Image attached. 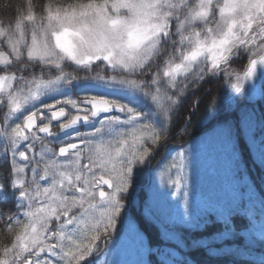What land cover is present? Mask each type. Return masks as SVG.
Wrapping results in <instances>:
<instances>
[{
	"label": "snow or ice",
	"instance_id": "snow-or-ice-1",
	"mask_svg": "<svg viewBox=\"0 0 264 264\" xmlns=\"http://www.w3.org/2000/svg\"><path fill=\"white\" fill-rule=\"evenodd\" d=\"M240 60L242 73L231 68ZM99 64L111 74L91 75ZM258 70L264 78V0L0 5V231L7 240L0 264H148L144 254H158L159 245L147 229L133 233L137 259L117 258L138 179L190 96L189 115L204 95L206 116L219 115V94L204 88L216 81L238 102L218 134L231 175L199 211L189 203L184 153H177L179 163L161 160V182L182 197L184 209L170 216L169 193L156 189L161 210L149 209L146 224L158 223L164 233L184 225L201 235L215 227L235 241L258 216L264 244V177L259 188L255 180H235L248 169L240 149L245 127L260 145L252 163L264 172V112L241 111L255 91L245 85ZM182 264L197 262L189 256Z\"/></svg>",
	"mask_w": 264,
	"mask_h": 264
},
{
	"label": "trees",
	"instance_id": "trees-1",
	"mask_svg": "<svg viewBox=\"0 0 264 264\" xmlns=\"http://www.w3.org/2000/svg\"><path fill=\"white\" fill-rule=\"evenodd\" d=\"M5 2H7V0H0V5ZM12 2L16 4L23 2V0H12ZM40 2L41 0H33L34 4H39ZM44 2H46V0H44ZM72 2L73 0H54V3L57 4H67ZM245 64L246 60L235 61L232 63L231 68L238 72H242ZM221 83L222 81H216L211 85L204 86L205 89L210 87L213 95H216L217 93L219 94L217 96V101L221 110L218 116L215 118L206 116L205 104L208 102V97L207 95H204L202 97L200 107L194 115H189L187 111V107L191 103L192 99L190 96L173 117L174 123L171 128V133L173 134L177 132L181 126L185 125L186 120L190 121V123L186 126V130L185 128L181 130L173 139V141L175 140L178 145H183L195 137L202 135L215 125H221V122L224 119H234L232 113L233 110L236 109L238 102L229 94L231 92L229 86L225 85V87L221 88ZM262 88V94H264V83ZM203 91L204 89L201 90V92ZM200 94L201 93H197V95ZM229 98H231V100ZM244 108H247L248 110L255 109L257 114H260L264 112V99L260 97L251 101L250 104L244 105L241 108V111H243ZM257 135L259 134L257 133ZM250 136L252 135L249 133L247 127H245L240 149L244 152V157L248 162V169L245 174L248 176L249 182L252 183V181L255 180L256 187L259 188L262 183L261 177H264V172L252 163V161L255 160V156L253 154L249 138ZM253 191H255V189ZM168 198H170V196H168ZM137 220L140 222L141 229L143 231L147 229L149 238L152 240L153 244H156L158 241L159 243L162 242V238L160 239L161 234L159 233V236L157 232V229H159L157 225L155 227L149 226L146 224V220L143 219L142 215H139ZM237 223L243 226L240 220H237ZM261 227L260 218L257 216V219L253 222V224L249 226L247 230L240 231L239 238L233 241L230 237L217 234L218 229L215 227L201 235V233L196 230L189 233L186 231V226L184 225H174L171 228L173 238L178 235L180 237V241L167 242L164 240L163 242L177 247L182 251L185 249V256H191L197 264H232L233 260L236 261V264H261V261L264 260V244H261L260 242ZM253 237L256 238L255 242H253ZM4 243H7V240L5 239L3 233H0V246H3ZM232 254H235V256ZM153 262L155 264H159L155 260H153Z\"/></svg>",
	"mask_w": 264,
	"mask_h": 264
},
{
	"label": "rangeland",
	"instance_id": "rangeland-1",
	"mask_svg": "<svg viewBox=\"0 0 264 264\" xmlns=\"http://www.w3.org/2000/svg\"><path fill=\"white\" fill-rule=\"evenodd\" d=\"M263 79L264 78L260 77L258 70L257 78L246 83V89L252 88L253 85H255V91L250 97H255L258 94V89L262 84ZM219 132L220 128H216L213 131L208 132L203 137L197 138L193 142L189 143L185 148L177 151L176 153L174 152V158L177 163H179L177 153H184V174L187 177L189 203L199 211H204L205 208H209L210 202L208 197L217 192L225 178L231 175V162L227 159L223 152L219 141ZM252 145L254 153L259 160V141L253 140ZM163 169L164 167H158L155 170L154 185L153 189L151 188L152 197L149 201L148 208H146L145 211L147 216L149 209H151L154 213H159L161 210L162 202L156 194V189H159L160 192H167L171 197H173L174 205L172 210H174V214H171L172 217H175L177 213L182 212L184 209L182 197L175 195L174 189L161 182L160 173ZM172 175H175L173 171ZM235 180L237 183L242 184L238 176ZM134 231V227H130L125 232L123 239H119V243L122 244V248L118 250L117 258L122 261L130 262L138 258L137 249L134 245ZM147 255L148 253H145L143 258L148 262ZM160 258L166 259L167 264H176L174 259L177 258V255L174 251L165 248V250L160 253Z\"/></svg>",
	"mask_w": 264,
	"mask_h": 264
},
{
	"label": "flooded vegetation",
	"instance_id": "flooded-vegetation-1",
	"mask_svg": "<svg viewBox=\"0 0 264 264\" xmlns=\"http://www.w3.org/2000/svg\"><path fill=\"white\" fill-rule=\"evenodd\" d=\"M81 130V129H80ZM52 131H53V133H59V128H58V126H53L52 127Z\"/></svg>",
	"mask_w": 264,
	"mask_h": 264
}]
</instances>
